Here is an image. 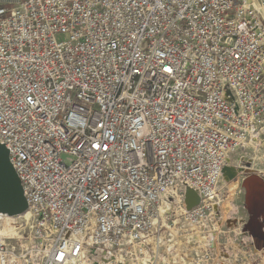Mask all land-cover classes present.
Wrapping results in <instances>:
<instances>
[{
	"label": "built area",
	"instance_id": "obj_1",
	"mask_svg": "<svg viewBox=\"0 0 264 264\" xmlns=\"http://www.w3.org/2000/svg\"><path fill=\"white\" fill-rule=\"evenodd\" d=\"M262 141L264 0L0 1V143L31 221L26 247L0 230V264L149 254L165 203L205 242L175 264H239L224 169Z\"/></svg>",
	"mask_w": 264,
	"mask_h": 264
},
{
	"label": "rangeland",
	"instance_id": "obj_2",
	"mask_svg": "<svg viewBox=\"0 0 264 264\" xmlns=\"http://www.w3.org/2000/svg\"><path fill=\"white\" fill-rule=\"evenodd\" d=\"M1 3L5 1L15 2L16 0H0ZM65 160L71 157L64 155ZM235 161H232L235 166L232 165L229 169L232 170L231 178L234 183H231L226 191L224 192L223 199L218 204V210L223 215L227 217L230 215L233 209V204L239 207V217H242L244 224L241 225L243 230V237H247L251 241V250L244 249V253L239 255L237 261H241L239 264H263L264 261V187L258 183L251 185V190L253 191L252 196L254 197L255 204V214L253 215V220L246 209V197L247 192L243 187V182L248 176H259L264 182V177L261 173H264V141L261 142L260 146L250 145L242 153H237L234 157ZM234 168V169H233ZM240 168V169H239ZM246 168H249L247 170ZM237 169V170H236ZM234 171V172H233ZM251 172V173H248ZM170 214L172 217L167 219V214L165 218L160 221L154 233L151 236L150 241V252H144L142 249H137L135 255H130L129 257H123L126 262H118L116 264H175L177 262L175 257L181 252H190L196 248L204 245V240L200 239V236H190L196 234L195 230L190 229L186 226L181 219V212L178 208L170 209ZM176 213V214H175ZM3 217H10L11 221L3 219L0 222V230L3 231L5 227H10V230H15L16 234L12 238L14 244L20 245V247H26L29 244V238H31V221L29 217L24 218V216H12L7 213ZM12 217V218H11ZM7 222V223H6ZM9 222V223H8ZM7 224V225H5ZM231 221L226 223V227L223 229L228 230L231 226ZM225 226V225H224ZM179 229L185 231L181 233L176 238H169L165 236L169 241L159 245V239L161 235L167 233L169 234V229ZM190 236V237H189ZM202 237V236H201ZM157 240V241H156ZM202 240V241H201ZM18 241V242H17ZM142 251V253H141ZM199 251V250H196ZM192 253V252H191ZM194 254V252L192 253ZM204 259V258H203ZM85 260V259H84ZM121 260V259H120ZM206 260V259H204ZM90 264H98V260L93 261L92 258L86 260ZM112 263V262H111ZM114 264V263H112ZM220 264V263H216Z\"/></svg>",
	"mask_w": 264,
	"mask_h": 264
},
{
	"label": "water",
	"instance_id": "obj_3",
	"mask_svg": "<svg viewBox=\"0 0 264 264\" xmlns=\"http://www.w3.org/2000/svg\"><path fill=\"white\" fill-rule=\"evenodd\" d=\"M229 168H225L224 172L231 174ZM258 183L264 187V182L259 176H248L243 182V187L247 192L246 197V209L248 210L251 219L255 214L254 197L251 185ZM187 206L188 210H192L196 206L200 205V196L194 190H189L187 193ZM28 204L24 195L21 181L14 170L7 148L0 143V213H7L12 216H19L27 213Z\"/></svg>",
	"mask_w": 264,
	"mask_h": 264
},
{
	"label": "bare ground",
	"instance_id": "obj_4",
	"mask_svg": "<svg viewBox=\"0 0 264 264\" xmlns=\"http://www.w3.org/2000/svg\"><path fill=\"white\" fill-rule=\"evenodd\" d=\"M232 165V167L233 166H235L234 165V163L233 164H231ZM230 165V166H231ZM229 166V167H230ZM234 169V168H233ZM240 169V168H239ZM247 170H249V168H246ZM230 171L229 172H231L232 173V170L231 169H229ZM237 170V169H236ZM234 172V171H233ZM248 173H251V172H249L248 171ZM232 176V175H231ZM231 180H232V178H231ZM170 207V205H169V203H165L162 207H161V216L163 217V219L165 218V214L168 212V210L170 209L169 208ZM4 215V214H3ZM21 216V218H22V216H24V218H27V217H29L28 216V213H24L23 215H20ZM19 216V217H20ZM12 218V217H11ZM4 219H7L8 221H11V219H10V217L8 218V217H4ZM7 223V222H6ZM9 223V222H8ZM5 225H7V224H5ZM11 228L10 227H5L4 228V230H3V235L6 237V238H9V239H11V238H13L14 237V235L16 234V231L15 230H10ZM169 229V228H168ZM172 233H175L176 234V230L175 229H169ZM195 236H197V237H199L200 235L198 234V235H196V234H194ZM191 236V235H190ZM189 236V237H190ZM192 237V236H191ZM200 239H203L204 240V238L203 237H201L200 236ZM202 241V240H201ZM141 253H142V251H141ZM177 255H179V254H177ZM121 259V260H120ZM89 261V260H88ZM122 261H124V262H126V260L125 259H123V258H119V259H117V260H115V259H113V260H111V259H104V260H102V261H100V262H96V263H98V264H112V263H114V264H116V263H118V262H122ZM112 262V263H111ZM263 264H264V261L262 262ZM75 264H90V263H87V261H86V259L84 260V259H79V260H77V261H75Z\"/></svg>",
	"mask_w": 264,
	"mask_h": 264
}]
</instances>
